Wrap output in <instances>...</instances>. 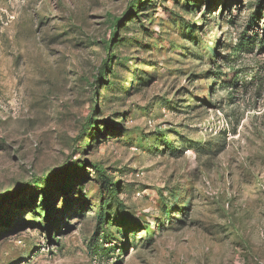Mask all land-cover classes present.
I'll return each instance as SVG.
<instances>
[{"label": "rangeland", "instance_id": "374dc122", "mask_svg": "<svg viewBox=\"0 0 264 264\" xmlns=\"http://www.w3.org/2000/svg\"><path fill=\"white\" fill-rule=\"evenodd\" d=\"M0 264H264V0H0Z\"/></svg>", "mask_w": 264, "mask_h": 264}, {"label": "trees", "instance_id": "16d2710c", "mask_svg": "<svg viewBox=\"0 0 264 264\" xmlns=\"http://www.w3.org/2000/svg\"><path fill=\"white\" fill-rule=\"evenodd\" d=\"M131 12V11H130ZM117 21H119L118 18H113V21L111 22V27L115 29V26L117 25ZM112 29L113 36L115 35V31Z\"/></svg>", "mask_w": 264, "mask_h": 264}]
</instances>
